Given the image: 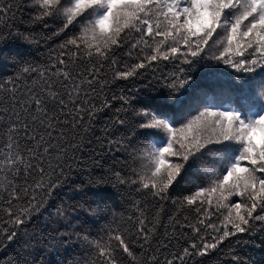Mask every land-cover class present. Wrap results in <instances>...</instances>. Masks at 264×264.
Masks as SVG:
<instances>
[{
  "label": "snow or ice",
  "instance_id": "6c2138e0",
  "mask_svg": "<svg viewBox=\"0 0 264 264\" xmlns=\"http://www.w3.org/2000/svg\"><path fill=\"white\" fill-rule=\"evenodd\" d=\"M9 66L0 264H264V0H0Z\"/></svg>",
  "mask_w": 264,
  "mask_h": 264
},
{
  "label": "trees",
  "instance_id": "16d2710c",
  "mask_svg": "<svg viewBox=\"0 0 264 264\" xmlns=\"http://www.w3.org/2000/svg\"><path fill=\"white\" fill-rule=\"evenodd\" d=\"M25 15H27V13H25ZM36 31L40 32L41 29H40V28H37ZM57 43H59V39H58V38H55V37L48 41V45H49V46H55V44H57ZM42 50L46 52V51H47V48H46V47H43V45H42ZM2 69H3V68H2ZM3 70H4V71H12V68L9 67V68H7V69H3ZM110 76H111V73L109 72V77H110ZM123 86H124L123 82H120L119 84H117L116 86H114V87L112 88V91H114V92H118L119 87H123ZM101 171H102V170L97 169V170L95 171L94 174H100ZM173 243H175V241H173ZM242 251H243V249H242ZM248 251H251V248H249ZM0 255H3V253H0Z\"/></svg>",
  "mask_w": 264,
  "mask_h": 264
},
{
  "label": "rangeland",
  "instance_id": "374dc122",
  "mask_svg": "<svg viewBox=\"0 0 264 264\" xmlns=\"http://www.w3.org/2000/svg\"><path fill=\"white\" fill-rule=\"evenodd\" d=\"M0 70H1V71H3V69H2V68H0Z\"/></svg>",
  "mask_w": 264,
  "mask_h": 264
}]
</instances>
